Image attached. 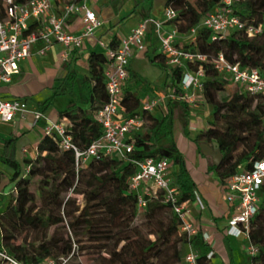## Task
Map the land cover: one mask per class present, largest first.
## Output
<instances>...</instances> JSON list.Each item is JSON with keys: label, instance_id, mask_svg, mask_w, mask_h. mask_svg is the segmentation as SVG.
<instances>
[{"label": "trees", "instance_id": "16d2710c", "mask_svg": "<svg viewBox=\"0 0 264 264\" xmlns=\"http://www.w3.org/2000/svg\"><path fill=\"white\" fill-rule=\"evenodd\" d=\"M178 4L183 7L178 9ZM166 5L177 12L176 18L171 20L177 30L187 33L200 23L203 16L220 7L221 0H166ZM232 8L242 20H247L246 24H249L247 22L252 17L256 20L251 25L264 23V0H235ZM2 15L0 5V17ZM211 37L210 29L198 26L194 40L185 43L183 48L206 55V61L188 63L187 67L195 70L200 63L204 69L202 93L204 101L210 106L213 121L211 125L199 130L192 141L198 150L201 142L218 144L222 159L217 165L212 163L209 170L214 171L222 182L239 165L248 168L251 159L264 157V101L261 96L242 92L234 84L236 91L224 94L223 81H230L213 67L211 60L222 54L226 61L237 63L243 68H256L264 75V33L249 37L243 30L231 29L222 37ZM117 44H114V39L109 43L112 47ZM154 59L165 63L166 57L159 52L154 55ZM64 66L67 69L64 79L72 95L60 116L71 123L70 134L74 143L84 148L102 132L93 114L106 100L103 75L106 57L102 50L90 52L88 74L81 78L76 77L69 62H65ZM163 68L168 70L164 87L180 95L183 68H170L166 63ZM129 78L134 80V89L127 86L123 88L121 105L125 115L133 116L140 112L142 92L139 89L143 84L142 78L134 72H130ZM52 89L51 94L38 103V111L44 113L51 106L57 94L56 87ZM174 105L180 111L182 129L187 134V102L170 99L166 113L159 116L143 113L145 123L134 134L133 150L128 158L108 155L91 158L78 170L72 152L60 150L54 140L43 135L37 144L35 159L26 160L29 168L22 174L16 159L18 137L14 135L4 139L0 163L10 170L9 179L15 182L16 195L14 203L0 214V250L6 251L22 264H42L56 255L76 257L82 251L94 255L92 264H184L186 250L181 254L177 247L180 243L185 248L191 245L198 254L197 264H211L207 257L210 247L204 241L201 230L198 228V232L191 237L180 234L179 219L170 205L160 199H149L144 211L148 221H156L161 225L158 230L148 232L155 235L154 239L145 238L132 225L137 210L136 196L128 190L129 177L135 172V166L130 160L161 156L156 149V142L161 137H167L170 141L168 157L172 165L176 166V169H171V177L179 190L180 200L194 198L195 183L189 176L183 155L172 139ZM36 175L43 177L37 188L42 201L40 205L35 204V195L29 189ZM3 177L0 171V181ZM69 192L82 194L84 201L81 206L77 204L73 210L69 209V205L75 202ZM259 195V209L251 221L250 237L257 247V253L250 257L252 264H264V184ZM164 212L165 219L162 218ZM64 218L80 244L76 251L72 249L69 237L64 240L56 230H51V227L62 223ZM75 226H79L80 230H75ZM23 232L25 234L21 242L15 244L14 240ZM29 235L31 238L27 240ZM160 235L174 237L169 256V248L163 246V241L158 242ZM82 238L87 247L81 246ZM152 258H155V262L150 261ZM228 264H233L231 259Z\"/></svg>", "mask_w": 264, "mask_h": 264}, {"label": "built area", "instance_id": "2783aa9c", "mask_svg": "<svg viewBox=\"0 0 264 264\" xmlns=\"http://www.w3.org/2000/svg\"><path fill=\"white\" fill-rule=\"evenodd\" d=\"M53 0H0L3 15L0 17V84L9 83L12 77L19 73V63L31 55L33 44L42 42L39 54H44L53 42L63 46L62 59H66L70 50L81 48L87 38L94 37L96 44L102 49L106 57L104 69V89L106 100L93 114L94 119L101 126V134L84 148L79 147L72 140L70 134L71 123L65 117L58 121H49L43 127V135L49 136L57 143L60 150L71 151L76 170L83 167L91 158L100 156H117L128 158L133 150L134 134L144 125L143 113H155L156 110L167 111V102L176 99L195 104L197 90L203 98L204 69L199 63L195 70L187 67L188 63L206 61V55L193 52L175 44L180 34L195 38L198 26L212 31V39L222 37L231 29L243 30L249 37L260 32V25L246 24L233 10L235 0H221L216 10L207 13L197 26L190 28L187 33H180L176 26L173 30L163 32L162 22L152 17L142 19L124 37L120 38L117 46L112 47L100 38L96 32L102 26V20L95 11L87 5V0H69L65 2L59 12L52 6ZM74 14H79L82 29L71 32L65 28L66 20ZM163 15L165 20H173L177 12L171 6H166ZM150 26L159 40L160 51L165 54L168 67L182 69L180 87L182 93L175 95L169 91L164 95L143 97L140 99V112L133 116L124 114L121 105L123 86L129 77V61L135 51L145 48V35ZM213 67L242 92L249 95L261 96L264 101V75L253 67H241L237 63L226 61L222 54L211 60ZM204 100V98H203ZM205 102V101H204ZM31 112V125H35L44 114L38 110H29L27 103L21 98H4L0 96V122H13L17 115L24 118V114ZM135 172L129 177L128 190L136 196L137 214L143 213L149 199H160L169 204L173 213L179 219V233L191 237L198 232V226L190 217L187 202L181 201L179 190L171 177L172 162L168 156L146 157L131 159ZM248 168L237 167V170L222 182L225 200L231 205L232 213L227 219L225 231L233 237L242 236L247 240L246 253L249 257L257 253V247L251 240V221L259 209L262 184H264V157L251 159ZM29 168V165L26 169ZM196 192L194 191V196ZM199 206L203 203L199 196H195ZM203 238L208 236L203 234ZM183 256L184 264H197L198 254L187 245ZM210 250L207 257L212 255ZM0 264H22L6 251L0 250Z\"/></svg>", "mask_w": 264, "mask_h": 264}, {"label": "crops", "instance_id": "0c3cea01", "mask_svg": "<svg viewBox=\"0 0 264 264\" xmlns=\"http://www.w3.org/2000/svg\"><path fill=\"white\" fill-rule=\"evenodd\" d=\"M67 1L69 0H53V10L59 12L61 6ZM86 3L102 20V26L96 32L95 37L104 40L108 44L112 39H114V44L119 43L120 38L124 37L146 17L160 20L163 32L171 31L175 27L171 20H165L164 18L163 11L167 6L166 0H151V4L149 0H87ZM82 26L79 14L71 15L65 22V28L71 32H79ZM190 38L192 37L180 34L176 38L175 44L183 46L189 42ZM144 40L145 48L141 51H135L130 58L129 77L130 72H134L136 76L142 78V84L147 89L142 91L141 98L164 95L169 92L163 85L168 70L163 68L165 63H161L157 59L152 60L155 54L161 52L159 40L153 26L148 28ZM41 47V41L33 44L31 55L19 63V73L14 75L9 83L0 84L1 97L24 99L29 110H37L38 103L51 94L52 88L56 87L57 89V94L52 99L51 106L45 110L44 117L38 120L35 125H31L32 118L27 119V114L31 115V112L25 113L24 118L17 115L13 122H0V152L4 139L14 135L17 136L16 159L21 168L29 165L26 160L35 159L37 155L36 147L43 136L44 125L49 121H58L64 118L60 116V112L65 109L70 99V95L66 93L68 86L64 79L67 73L64 66L65 62H69L71 69L75 71L76 77L81 78L88 74V55L90 52L102 50L96 44L94 37L87 38L81 48L70 50L66 59L61 57L63 46L58 42H53L44 54L38 52ZM129 77L123 88L131 82ZM132 81L134 80L132 79ZM151 88L157 90L158 93L149 91ZM194 94L197 98L195 104L187 103L189 122L186 128L195 130L193 132L187 131V136L181 131L184 135L183 143L182 145L178 144L177 141L175 143L184 157L189 174L199 172V175L193 181L195 183V196H199L203 207L199 206L194 196L193 199L187 202L190 217L195 220L202 234L208 236L204 241L213 252L210 257L211 264H228L230 259L233 264H252L251 258L246 253L247 240L242 236H230L225 231L226 222L232 213V208L224 198L221 182L215 172L209 170L210 165L213 163L212 159L210 156L202 154L201 150H198L197 145L192 141L199 131H196V129L201 125V119L195 111L197 103L202 104L201 110L207 109L206 103L199 92L194 90ZM60 95L61 99L56 101L60 98ZM179 112L178 107H175L173 117L179 118ZM153 114L159 116L162 115V112L156 110ZM187 154L192 156L190 162L186 159ZM0 169L9 170L2 163H0ZM209 173H211L210 176Z\"/></svg>", "mask_w": 264, "mask_h": 264}, {"label": "rangeland", "instance_id": "374dc122", "mask_svg": "<svg viewBox=\"0 0 264 264\" xmlns=\"http://www.w3.org/2000/svg\"><path fill=\"white\" fill-rule=\"evenodd\" d=\"M191 1H193V0H191ZM176 7L178 9H181L183 7V5L182 4H178V5H176ZM255 20H256V18L252 17L251 19H249V21L247 23L254 24ZM245 21H247V20H245ZM258 25H260V33H264V23H261V24H258ZM191 40H194V39L190 38L189 41H191ZM87 71H88V68H87ZM130 81L131 82L127 84V88L134 89V85H133L132 79H130ZM223 88H224V91H223L224 94H231V93L236 91L235 86L233 84H231L230 82H227V81H223ZM144 89H147V88L142 85L139 90H140V92H142ZM66 90H68L66 93H68L71 96L72 92H71L70 87H68ZM149 91H151L153 93H158L157 90L152 89V88ZM60 99H61V95H60V98H58L56 101H59ZM201 106H202L201 103H197V107L195 109V111H197V116L200 117V119H201V122H200L201 125L196 129V131L206 128L208 125H211V123L213 121V116L211 114L210 106L206 103V106H207L206 110H201L200 109ZM175 107L176 106L174 105L173 109ZM31 118H32V114L31 115L27 114V119H31ZM172 122H173L172 137H173L175 143L177 141L178 144L182 145L183 139H184L183 136L184 135L187 136V134H185L183 132V129H182V126H181V120L179 118H177V117H174ZM194 130L195 129L187 128L188 132H190V131L193 132ZM181 131L183 132L184 135H182ZM169 144H170V141L168 140L167 137H161L156 142V149L158 150V152L161 155L169 156L170 155V151L168 150ZM186 157H187L186 159L190 162L192 156L191 155L189 156L187 154ZM185 164H186V162H185ZM189 165H190V163H189ZM26 167L27 166H23L21 168V173L22 174L25 172ZM173 167H175V169H176V166L172 165L171 166L172 170H173ZM0 171L3 172V174H4V177L0 181V214H1L7 206H9V205L14 203V198H15V195H16V188H15V182L10 181V179H9V176H10L11 172L9 170L8 171L7 170L4 171L2 169H0ZM192 173L193 174H189V176L191 177L192 180L199 175L198 171L197 172H192ZM210 175H211V173H209V176ZM42 178L43 177L39 176V175L34 176L32 178V181H31L30 185H29L30 191H32L34 193V195H35V198H36L35 199V204L36 205H40L42 203L41 199L39 198L38 192H37L38 185L42 183V180H43ZM69 195L72 196V198H74V200H75L74 204H70L69 205V209L70 210H73V208L77 204L81 206V204L84 201L82 194H76V193L69 192ZM62 209H63V207L61 208V214L63 216ZM162 218L163 219L166 218L165 212L162 215ZM132 225L136 226L138 228V230L140 231V233L142 234V236H144L147 239H154L155 235L152 234V233L148 234V232L149 231H153V230H158L160 228V226H161L160 223H158L156 221H148V219L144 215V212L140 213V214H137V213L135 214L133 222H132ZM74 228L77 231L80 230L79 226H75ZM51 230H56L58 236L62 237L64 240L67 237H69L70 240H71V243H72V249L74 251L77 250L78 245H80V244L76 241V238L72 234V229L67 224V220L65 218H64L62 223L58 224L57 226L51 227ZM16 231H18V230H16ZM24 234H25L24 232L21 233L14 240L15 244H19L21 242V239L24 236ZM0 237H1V233H0ZM30 238H31L30 235L27 236V240H29ZM173 239H174V237L167 238L164 235H160V237L158 238V242L163 241L164 242L163 246L165 248L166 247L169 248L167 250L168 256L171 255V252H172L171 247L173 246L172 245ZM81 244H82L81 246H83V247H87L88 246L87 243H84L83 238H82V243ZM177 247H179V249L181 251V254L183 253V251L186 250V248L183 245H181L180 243L177 244ZM102 254L107 257L106 253L102 252ZM93 257H94L93 254H89V253H86L85 251H82L81 255H78L76 257H74V256H72V257L71 256L62 257L60 255H56L52 259H47V260L43 261L42 264H92ZM169 259L171 261V258H169ZM150 261L155 262V258H152ZM170 261H168V262H170ZM98 264H101V263L99 262ZM174 264H181V263L178 262V263H174Z\"/></svg>", "mask_w": 264, "mask_h": 264}, {"label": "water", "instance_id": "95a60500", "mask_svg": "<svg viewBox=\"0 0 264 264\" xmlns=\"http://www.w3.org/2000/svg\"><path fill=\"white\" fill-rule=\"evenodd\" d=\"M199 148L202 154L211 157L214 165H217L221 161L222 159L221 152L216 142H212L211 145H209L206 142H201L199 143Z\"/></svg>", "mask_w": 264, "mask_h": 264}]
</instances>
